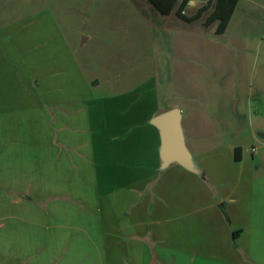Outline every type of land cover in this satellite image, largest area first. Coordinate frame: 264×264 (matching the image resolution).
<instances>
[{
  "label": "crops",
  "instance_id": "1",
  "mask_svg": "<svg viewBox=\"0 0 264 264\" xmlns=\"http://www.w3.org/2000/svg\"><path fill=\"white\" fill-rule=\"evenodd\" d=\"M30 42L0 39V264H264V153H206L183 116L197 171L164 167L172 108L56 85Z\"/></svg>",
  "mask_w": 264,
  "mask_h": 264
},
{
  "label": "rangeland",
  "instance_id": "2",
  "mask_svg": "<svg viewBox=\"0 0 264 264\" xmlns=\"http://www.w3.org/2000/svg\"><path fill=\"white\" fill-rule=\"evenodd\" d=\"M208 3L190 1L188 22L147 0H0V39L8 51L27 36L37 54L49 49L56 85L84 80L100 99L177 106L187 132L209 136L206 153H264V10L240 6L217 33L218 23L207 26L211 7L194 20Z\"/></svg>",
  "mask_w": 264,
  "mask_h": 264
},
{
  "label": "water",
  "instance_id": "3",
  "mask_svg": "<svg viewBox=\"0 0 264 264\" xmlns=\"http://www.w3.org/2000/svg\"><path fill=\"white\" fill-rule=\"evenodd\" d=\"M182 117L181 109L174 107L155 116L152 120V124L160 130L162 137L163 166L167 167L176 162L188 170L197 171L193 156L186 143Z\"/></svg>",
  "mask_w": 264,
  "mask_h": 264
},
{
  "label": "trees",
  "instance_id": "4",
  "mask_svg": "<svg viewBox=\"0 0 264 264\" xmlns=\"http://www.w3.org/2000/svg\"><path fill=\"white\" fill-rule=\"evenodd\" d=\"M152 7L163 16L171 15L176 12L179 17L185 21L192 22L191 19L184 16L183 11L188 6L191 0H147ZM239 0H209L208 5L200 8L194 16V20H199L204 13L211 9L208 17L207 26L218 23L217 33H224L233 17ZM235 153L238 159V153H241V148H236Z\"/></svg>",
  "mask_w": 264,
  "mask_h": 264
},
{
  "label": "built area",
  "instance_id": "5",
  "mask_svg": "<svg viewBox=\"0 0 264 264\" xmlns=\"http://www.w3.org/2000/svg\"><path fill=\"white\" fill-rule=\"evenodd\" d=\"M191 1H192V0H191ZM257 150H258V149H257L256 147H253V148H252V152H253V153H256Z\"/></svg>",
  "mask_w": 264,
  "mask_h": 264
}]
</instances>
